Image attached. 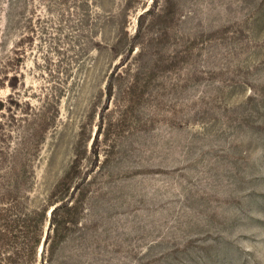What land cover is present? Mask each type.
<instances>
[{
  "label": "rangeland",
  "instance_id": "374dc122",
  "mask_svg": "<svg viewBox=\"0 0 264 264\" xmlns=\"http://www.w3.org/2000/svg\"><path fill=\"white\" fill-rule=\"evenodd\" d=\"M0 264H264V0H0Z\"/></svg>",
  "mask_w": 264,
  "mask_h": 264
},
{
  "label": "trees",
  "instance_id": "16d2710c",
  "mask_svg": "<svg viewBox=\"0 0 264 264\" xmlns=\"http://www.w3.org/2000/svg\"><path fill=\"white\" fill-rule=\"evenodd\" d=\"M55 210H56V208L53 209V212ZM46 214H47L46 210H44L42 213H39V218H40L39 219V222L41 224L44 222V219L46 217ZM39 242H40V237H35V239H33L32 243H31V256H33L35 254V250H36V247L39 244Z\"/></svg>",
  "mask_w": 264,
  "mask_h": 264
}]
</instances>
